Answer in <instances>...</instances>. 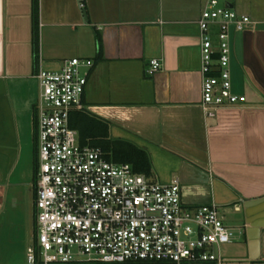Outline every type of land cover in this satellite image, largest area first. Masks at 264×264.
Masks as SVG:
<instances>
[{
    "label": "crops",
    "instance_id": "1",
    "mask_svg": "<svg viewBox=\"0 0 264 264\" xmlns=\"http://www.w3.org/2000/svg\"><path fill=\"white\" fill-rule=\"evenodd\" d=\"M207 3L38 0L36 49L33 0H0V264H27L36 236L34 222L29 244L27 212L23 222L4 215L3 158L20 155L33 135L40 63L58 70L75 57L94 61L85 110L109 124L110 139L144 150L152 180L178 177L185 205L219 206L240 236L238 255H223L226 264H264V0H220L252 20L240 33L247 86L233 83L248 102L214 117L202 104L198 21ZM152 59L162 69L149 76Z\"/></svg>",
    "mask_w": 264,
    "mask_h": 264
},
{
    "label": "built area",
    "instance_id": "2",
    "mask_svg": "<svg viewBox=\"0 0 264 264\" xmlns=\"http://www.w3.org/2000/svg\"><path fill=\"white\" fill-rule=\"evenodd\" d=\"M84 9V5L81 6ZM252 20L220 0H208L201 32L202 104L208 117L242 106L233 87V41ZM94 61L70 58L58 70L39 65V174L36 236L27 264H226L222 248L233 241L218 205L187 206L178 177L169 183L110 161L101 148L83 145L71 126L85 110ZM162 69L149 62L147 74Z\"/></svg>",
    "mask_w": 264,
    "mask_h": 264
},
{
    "label": "flooded vegetation",
    "instance_id": "3",
    "mask_svg": "<svg viewBox=\"0 0 264 264\" xmlns=\"http://www.w3.org/2000/svg\"><path fill=\"white\" fill-rule=\"evenodd\" d=\"M38 103V99H37ZM36 105V102H35ZM39 174L38 115L35 112L33 135L19 155L12 150L3 158V211L23 222L27 212V194L35 195ZM6 209V210H5Z\"/></svg>",
    "mask_w": 264,
    "mask_h": 264
},
{
    "label": "trees",
    "instance_id": "4",
    "mask_svg": "<svg viewBox=\"0 0 264 264\" xmlns=\"http://www.w3.org/2000/svg\"><path fill=\"white\" fill-rule=\"evenodd\" d=\"M38 16V0H33L34 42L36 49L39 40ZM71 126L78 131L81 144L101 148L110 161L117 164H130L136 173L151 177L152 166L148 154L137 147L124 143L120 144L118 141L110 139L109 124L107 122L97 119L91 113L83 110L72 114ZM35 196L36 190L34 198Z\"/></svg>",
    "mask_w": 264,
    "mask_h": 264
},
{
    "label": "rangeland",
    "instance_id": "5",
    "mask_svg": "<svg viewBox=\"0 0 264 264\" xmlns=\"http://www.w3.org/2000/svg\"><path fill=\"white\" fill-rule=\"evenodd\" d=\"M240 33L237 37V46H236V56H233L232 63H231V69L233 73V83L235 87L240 86V88H245L247 86V80H245V76L243 72L241 71V64H240V54H241V45H240ZM40 95V94H39ZM39 99V97H38ZM37 115H38V104H37ZM154 181V180H153ZM35 198L33 197L32 193L27 194V220H28V243L32 244L33 237L35 235L34 232V222H36L37 218V209L35 206ZM239 235L236 234L233 241L229 244H226L222 250L223 255L225 257H228V259H232L237 257L240 244H239Z\"/></svg>",
    "mask_w": 264,
    "mask_h": 264
},
{
    "label": "water",
    "instance_id": "6",
    "mask_svg": "<svg viewBox=\"0 0 264 264\" xmlns=\"http://www.w3.org/2000/svg\"><path fill=\"white\" fill-rule=\"evenodd\" d=\"M83 14H84V17L86 18L85 20L88 21L86 12H84Z\"/></svg>",
    "mask_w": 264,
    "mask_h": 264
}]
</instances>
